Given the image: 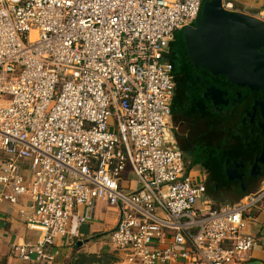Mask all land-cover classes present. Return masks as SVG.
Masks as SVG:
<instances>
[{
	"label": "built area",
	"instance_id": "built-area-1",
	"mask_svg": "<svg viewBox=\"0 0 264 264\" xmlns=\"http://www.w3.org/2000/svg\"><path fill=\"white\" fill-rule=\"evenodd\" d=\"M201 1L0 0V200L25 195L24 225L40 233L10 255L50 264L54 239L77 236L103 202L117 210L108 242L121 264L244 261L264 176L215 204L167 131L169 43Z\"/></svg>",
	"mask_w": 264,
	"mask_h": 264
},
{
	"label": "flooded vegetation",
	"instance_id": "flooded-vegetation-1",
	"mask_svg": "<svg viewBox=\"0 0 264 264\" xmlns=\"http://www.w3.org/2000/svg\"><path fill=\"white\" fill-rule=\"evenodd\" d=\"M182 34V29L174 32L167 58L186 64ZM200 70L173 71L167 131L172 144L186 156L187 165L204 177L205 192L220 202L225 194L234 197L257 185L264 175L261 163L257 169L251 167L264 140L260 108L264 88L236 84L223 75ZM216 154L221 158H214Z\"/></svg>",
	"mask_w": 264,
	"mask_h": 264
},
{
	"label": "crops",
	"instance_id": "crops-1",
	"mask_svg": "<svg viewBox=\"0 0 264 264\" xmlns=\"http://www.w3.org/2000/svg\"><path fill=\"white\" fill-rule=\"evenodd\" d=\"M225 1L232 4V10L252 15L264 9V0ZM121 184L125 185L124 182ZM257 186L258 184L250 189H243L234 197L218 203L235 201L237 195L240 194L241 197ZM205 196L211 199L207 192ZM96 209L97 213H95ZM19 210L26 211L24 213L30 210V201L25 195L18 197L16 203L12 205L0 200V264H45L34 260L21 261L8 252L11 243L23 241L34 243L40 236L39 231L25 227V221ZM92 217L89 223H82L77 227V236L54 239V243L46 249L48 253H53V261L50 264H121L119 256L108 242V232L118 219L116 208L97 202L92 209ZM244 218L246 222L244 232L253 237L254 243L245 253L244 261L239 264H264V200L256 206L249 207L245 211ZM78 255L84 256L81 263L76 260Z\"/></svg>",
	"mask_w": 264,
	"mask_h": 264
},
{
	"label": "water",
	"instance_id": "water-1",
	"mask_svg": "<svg viewBox=\"0 0 264 264\" xmlns=\"http://www.w3.org/2000/svg\"><path fill=\"white\" fill-rule=\"evenodd\" d=\"M192 26L182 29L183 47L194 67L223 75L236 84L264 88V22L255 15L223 8L220 0L203 1ZM252 89V87H251ZM260 108L264 124V98ZM264 169V140L252 168ZM78 255L77 261H83Z\"/></svg>",
	"mask_w": 264,
	"mask_h": 264
},
{
	"label": "trees",
	"instance_id": "trees-1",
	"mask_svg": "<svg viewBox=\"0 0 264 264\" xmlns=\"http://www.w3.org/2000/svg\"><path fill=\"white\" fill-rule=\"evenodd\" d=\"M203 1L204 0L201 1V6H202ZM181 29H183V27L178 29V30H176V31H180ZM185 59H186V57H185ZM188 60H186V64H185L184 62H181V61L174 62L172 59L171 60L168 59V61L171 63V72H172V74H173V71H177V72H180L182 74L191 73L193 71H201L200 70L201 67H194L191 64L190 61L188 62ZM219 157H220V154H216L214 158H219ZM217 163H218V165H220V160ZM239 195L236 196V198H235L236 200L240 197Z\"/></svg>",
	"mask_w": 264,
	"mask_h": 264
},
{
	"label": "rangeland",
	"instance_id": "rangeland-1",
	"mask_svg": "<svg viewBox=\"0 0 264 264\" xmlns=\"http://www.w3.org/2000/svg\"><path fill=\"white\" fill-rule=\"evenodd\" d=\"M205 2H209V1H211V0H204ZM202 179H203V181H204V177H202ZM135 188V186L132 184V186H131V190H133ZM226 195V197L225 198H228V195L227 194H225ZM95 213H97V209L95 210Z\"/></svg>",
	"mask_w": 264,
	"mask_h": 264
}]
</instances>
